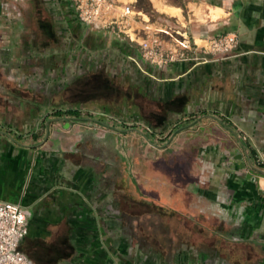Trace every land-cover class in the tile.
Wrapping results in <instances>:
<instances>
[{
  "label": "crops",
  "instance_id": "obj_1",
  "mask_svg": "<svg viewBox=\"0 0 264 264\" xmlns=\"http://www.w3.org/2000/svg\"><path fill=\"white\" fill-rule=\"evenodd\" d=\"M158 1L118 0L234 54L159 68L70 0H36L49 44L0 16V200L33 264H264V0Z\"/></svg>",
  "mask_w": 264,
  "mask_h": 264
},
{
  "label": "built area",
  "instance_id": "obj_2",
  "mask_svg": "<svg viewBox=\"0 0 264 264\" xmlns=\"http://www.w3.org/2000/svg\"><path fill=\"white\" fill-rule=\"evenodd\" d=\"M82 23L92 29H106L135 42L141 58L162 68L177 61L223 59L234 54L238 44L235 33L205 37L198 41L186 31L164 21H151L136 12L131 3L118 0H72ZM264 198V188H262ZM28 231L25 209L16 202L0 200V264H33L20 249Z\"/></svg>",
  "mask_w": 264,
  "mask_h": 264
},
{
  "label": "rangeland",
  "instance_id": "obj_3",
  "mask_svg": "<svg viewBox=\"0 0 264 264\" xmlns=\"http://www.w3.org/2000/svg\"><path fill=\"white\" fill-rule=\"evenodd\" d=\"M138 1H140L143 5H147L148 2V0H136V3ZM70 2L72 3V0H70ZM35 6L36 0H0V16L3 18L6 24L16 25V28L18 29L17 38H19L18 34H21V37L25 43L27 42L31 45L38 41L40 42V44H49L50 40L47 39V36L36 30L35 26V24L37 23V19L45 22L46 20H49V16L45 14V11L44 9H42V7H38L37 10L41 14L39 16H36ZM32 27L34 28V30H31ZM46 39L47 42L45 41ZM25 66L26 68H28V64H25ZM94 76L95 75H90V77H87L85 79H88L89 81H86L90 82L92 81V79H95L93 78ZM98 81L97 86L101 85L103 89H107V87H109L106 78H102ZM125 86L126 85L123 84V88L121 89L124 90Z\"/></svg>",
  "mask_w": 264,
  "mask_h": 264
},
{
  "label": "bare ground",
  "instance_id": "obj_4",
  "mask_svg": "<svg viewBox=\"0 0 264 264\" xmlns=\"http://www.w3.org/2000/svg\"><path fill=\"white\" fill-rule=\"evenodd\" d=\"M151 1H152L153 5L159 10L170 12L172 14H175V12L177 10V9L171 7V6H167V5L161 4L158 0H151ZM220 11H221V9L218 8V7H210L209 15L212 18H215V17H217L219 15Z\"/></svg>",
  "mask_w": 264,
  "mask_h": 264
},
{
  "label": "trees",
  "instance_id": "obj_5",
  "mask_svg": "<svg viewBox=\"0 0 264 264\" xmlns=\"http://www.w3.org/2000/svg\"><path fill=\"white\" fill-rule=\"evenodd\" d=\"M136 6L139 7V8H141V9H143V10H147V8H148L146 4L143 5L140 1H138L136 3ZM70 113H74L75 114V111L70 110Z\"/></svg>",
  "mask_w": 264,
  "mask_h": 264
}]
</instances>
